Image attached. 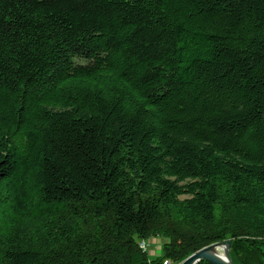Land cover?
<instances>
[{
  "label": "trees",
  "instance_id": "trees-1",
  "mask_svg": "<svg viewBox=\"0 0 264 264\" xmlns=\"http://www.w3.org/2000/svg\"><path fill=\"white\" fill-rule=\"evenodd\" d=\"M227 241L264 264V0H0V264Z\"/></svg>",
  "mask_w": 264,
  "mask_h": 264
},
{
  "label": "water",
  "instance_id": "water-1",
  "mask_svg": "<svg viewBox=\"0 0 264 264\" xmlns=\"http://www.w3.org/2000/svg\"><path fill=\"white\" fill-rule=\"evenodd\" d=\"M230 249V241L212 244L191 254L179 264H198L201 261L209 264H233L230 258Z\"/></svg>",
  "mask_w": 264,
  "mask_h": 264
},
{
  "label": "built area",
  "instance_id": "built-area-1",
  "mask_svg": "<svg viewBox=\"0 0 264 264\" xmlns=\"http://www.w3.org/2000/svg\"><path fill=\"white\" fill-rule=\"evenodd\" d=\"M157 242L158 243V240H150V241H140L139 244H138V247L141 249V250H144V251H150V249H152V244ZM163 264H170V262L168 261H164Z\"/></svg>",
  "mask_w": 264,
  "mask_h": 264
},
{
  "label": "rangeland",
  "instance_id": "rangeland-1",
  "mask_svg": "<svg viewBox=\"0 0 264 264\" xmlns=\"http://www.w3.org/2000/svg\"><path fill=\"white\" fill-rule=\"evenodd\" d=\"M160 242H161V240H160ZM160 242L153 243L152 244V249H150V251H147L148 254H150L151 256H153V258H156L157 255H159V252L161 251V244H160ZM158 248H160V250Z\"/></svg>",
  "mask_w": 264,
  "mask_h": 264
},
{
  "label": "crops",
  "instance_id": "crops-1",
  "mask_svg": "<svg viewBox=\"0 0 264 264\" xmlns=\"http://www.w3.org/2000/svg\"><path fill=\"white\" fill-rule=\"evenodd\" d=\"M158 242H160V240H158ZM159 250H160V248H158ZM159 254H160V252H159ZM149 256L151 257V258H153V256H151L150 254H149ZM157 256H159V255H157Z\"/></svg>",
  "mask_w": 264,
  "mask_h": 264
},
{
  "label": "bare ground",
  "instance_id": "bare-ground-1",
  "mask_svg": "<svg viewBox=\"0 0 264 264\" xmlns=\"http://www.w3.org/2000/svg\"><path fill=\"white\" fill-rule=\"evenodd\" d=\"M221 254V252H219Z\"/></svg>",
  "mask_w": 264,
  "mask_h": 264
}]
</instances>
